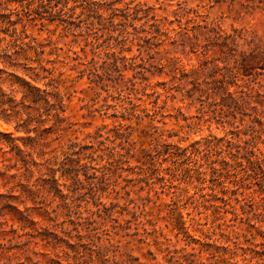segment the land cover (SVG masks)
I'll list each match as a JSON object with an SVG mask.
<instances>
[{"label": "rangeland", "instance_id": "obj_1", "mask_svg": "<svg viewBox=\"0 0 264 264\" xmlns=\"http://www.w3.org/2000/svg\"><path fill=\"white\" fill-rule=\"evenodd\" d=\"M141 1L154 4L147 17L155 15L158 32L150 26L152 20L146 23L145 18L135 21V30L128 27L131 33L124 41H103L97 45L90 63L93 74L77 76L75 70L66 67L63 75L66 81L61 86L65 105L63 115L71 125L61 131L58 139L47 141L50 144L47 149L55 148L56 152L59 151L58 145L70 141L80 145L92 144L97 149L95 155H102V160L98 158L99 164L96 166L107 163L109 169L95 172H103V179L91 175L90 170L88 178L79 175L83 180L81 184L72 186L74 188L70 185V196L78 205L76 209L89 218L76 225L79 214L58 205L61 202L58 196L49 204L54 209L49 214L43 208H31L33 203L27 201L25 206L30 207V217L35 224L24 230L14 214L5 210L0 214V264H32L25 258L27 255L34 262L37 261L36 264H57L55 261L62 264L82 261L81 264H88L92 259L96 260L99 250L109 246L104 229L109 231L114 245L109 247V254H115L116 258L125 260L127 264L165 263L167 249L181 252V247L189 241L183 233L174 236L175 229H171L170 223L175 221L176 212L158 203L169 202L174 193L186 200V203L179 202L178 210L182 211V220L190 236L206 240L204 236L207 233L217 239L215 244L222 241L219 228L212 229L211 226L218 215L214 210L217 205L219 214L225 220L234 217L232 223L239 245L252 247L253 242L260 240L258 234L251 239L247 232L251 228L233 195L229 191L224 194V197H230L229 204L219 198L222 195L221 183L227 184L228 189L237 185L238 191L243 190L244 195L236 194L239 202L257 188L250 183L252 178L246 175L248 170L244 165L225 167L216 161L214 165L222 168L212 172L213 156L209 157L208 151L187 157L184 148L207 137L223 136L233 122L238 128L232 127L231 131L238 132L241 139L247 134L253 135L258 147L256 151H264V65L263 68L260 66L264 58L252 55L264 52V9L256 0H226L219 3L187 0L184 9L174 13L176 0L166 9L159 8L161 2L155 0ZM69 40L70 37H64L57 45L64 49L71 47L83 59H91L89 45ZM235 61L244 63L247 68V74H242V71L237 74L236 82H247L263 95L254 93L249 105L255 104L256 109L244 104L234 118L225 106H221L229 99H222L220 96L225 94L219 96L214 91L221 85H227L228 91L236 89V85H228L230 70H234L237 64ZM213 100L217 103L209 104ZM154 104L157 109L152 120L148 113H152ZM151 125H156L158 131L150 129ZM0 131L13 132V128L0 121ZM159 131L171 142L170 151L174 153L170 156L159 154L152 164L139 167L137 159L141 157L142 150H152L156 143L154 137ZM21 135L24 134H12L20 146L21 142L16 138ZM106 136L108 139L104 143H96ZM2 140L5 141V138ZM3 148L7 149L8 146ZM130 154L133 155L128 156ZM2 155L10 157L11 153L0 151V158ZM223 155L228 157L229 154L224 151ZM14 171L12 168L9 173ZM37 176V172H34L30 182ZM159 176L163 177L161 181L157 180ZM3 181L0 179V183ZM153 181L160 199L141 206V197L148 192L153 198L155 196L149 186ZM12 185L9 182L0 186V193L17 195L16 188L9 191ZM195 185L204 188L199 190ZM60 188L66 192L63 186ZM201 192L207 193L205 199L198 197ZM96 195L105 206L117 202L108 209V216L104 212L101 217L95 213L89 215L96 208L93 204ZM252 196L257 197V193L253 192ZM127 199H134V202L124 206ZM17 208L23 210L24 205L17 204ZM134 210L139 215L137 220L133 216ZM48 211L51 209L48 208ZM185 211H190V214L187 215ZM125 219H130L129 227H126ZM138 220L146 222L147 232L141 235V224H136ZM196 221L205 224H196ZM219 221L215 220L214 226ZM153 223L160 227L158 232H149ZM75 226L83 235L90 229V236L78 239ZM93 227L97 228L93 230ZM136 227L139 234H133ZM32 228L43 234L53 232L57 236H51L47 243L40 240L43 234L36 236L37 232L33 230L36 235L29 244H24L27 237L25 230L31 231ZM45 229L46 232L43 231ZM65 240L71 244L70 247ZM191 245L199 246L190 242L185 249L195 251L190 248ZM237 252L235 259L240 262L243 250L238 249ZM251 254L248 251L245 255L249 257Z\"/></svg>", "mask_w": 264, "mask_h": 264}, {"label": "trees", "instance_id": "obj_2", "mask_svg": "<svg viewBox=\"0 0 264 264\" xmlns=\"http://www.w3.org/2000/svg\"><path fill=\"white\" fill-rule=\"evenodd\" d=\"M172 1L155 0V2H161L158 7L163 9L172 6ZM199 1L219 3L226 0ZM256 1L264 9V0ZM186 4L187 0H176L174 13L184 9ZM153 9L154 4L148 5L146 1L141 0H0V121L13 128V132L0 131V151L11 153L10 157L2 155L0 158V179L5 180L0 183V186L12 182L13 185L9 191H13L15 188L18 191L17 195L0 193V214L4 213L5 210L11 211L22 230L35 224L30 217V207L25 206L27 201L33 203L31 208H43V211L49 214V212L54 211L49 204L54 201L55 196H58L61 200L58 205L66 208L69 212L75 210L79 214L76 225H80L81 220L89 218L88 215L82 216L81 212L76 209L78 205L70 196L72 188H74L72 186L77 187L83 182L80 174L88 178L90 170H92L91 175L103 179V172L100 174L95 172L101 171L100 169H109L107 163L96 166L99 164L98 158L102 160V155H95L97 149L93 148L92 144L80 145L76 141H70L64 145H58V152L55 148L47 149L50 146L47 141L58 139L61 131L71 125V122L63 115L65 105L61 86L66 81L63 75L67 69L75 70L78 73L77 76L84 73L88 76L93 74L90 63L93 55L96 54L94 49L97 48V45L103 41H124L131 33L128 27L135 30V21L145 18L144 23H146L152 20L150 26L155 27L154 31L158 32L155 15L152 14L147 17L148 12ZM64 37H70L69 42H82L84 46L89 45L92 54L91 59H83L78 51L72 50L71 47L64 49L62 46H58V41ZM81 50L84 52L83 47ZM252 55H261V59L264 58V52H256ZM235 62L237 64L234 70H230L231 80L228 85H236V89L228 91L227 85H221L214 91V94L219 96L225 94L220 96L222 99H229L221 106H225L234 118L237 110L244 104L256 109L255 104L249 105L254 93L255 95H263L262 92L249 86L247 82H236L237 74L240 71L242 74H247V68L244 63ZM263 65L264 62L261 61V68ZM66 67L67 69H65ZM215 103H217L216 100H213L209 104L214 105ZM156 109L157 106L154 104L152 113H148L152 120L156 114ZM239 120L242 121L243 118L240 117ZM230 126L231 128H238L233 122L230 123ZM231 128L219 138L211 136V138L207 137L202 141L190 144L189 147L184 148V155L187 157L197 156L203 151H208L209 157L213 156L211 159L212 172L222 168L214 165L216 161L225 167H231L235 164L244 165V168L248 170L246 175L252 178L250 183L256 185L257 188L247 197H242V202H239L236 194L244 195L243 190L238 191L237 185L228 189L227 184L221 183L222 191L220 192L222 195L219 198L223 203L229 204L230 197H224V194L229 191L233 195L235 202L239 204L241 213L245 215L249 228L253 230L247 229L248 234H250L251 239L258 234L260 240L253 242L252 247L239 245L232 223L234 217L225 220L219 214V206L217 205L214 206V210L218 215L212 220L211 226L212 229L219 228V237H223L222 241L215 244L217 239L210 237L207 233L204 236L207 238L206 240L190 236L186 232L187 227L182 220V211L178 210L179 202L186 203V200H182L179 194L174 193L169 202L160 201L158 203L164 205L168 210L176 212L175 221L170 223L171 229H175L174 236L177 237L178 234L183 233L186 238H189V241L181 247V252L176 249H167L166 262L158 264H247L251 260H254L252 264H264V151H256L258 147L253 140V135L247 134L244 139H241L238 137V132L231 131ZM150 129L158 131L156 125H151ZM15 132L24 134L16 138L20 140L21 146L12 138V134ZM2 138H5V141ZM105 139H108L107 136L97 140L96 143H104ZM154 140L156 143L151 151L142 150L141 157L137 159L139 167L140 165L152 164L159 154L170 156L174 153L170 151L171 142L163 137L161 131L154 137ZM4 146H8V148L4 149ZM224 151H227L228 157L223 155ZM10 159H13L12 163L5 162ZM12 168L15 171L9 173ZM34 172H37L38 176L30 182ZM162 179V176L157 177L159 181ZM60 186H63L66 192H63ZM149 186L154 190L155 196L153 198L148 192L144 197H141V206L160 199L159 191L155 189V182H150ZM195 187L199 190L204 188L199 185H195ZM253 192L257 193V197L252 196ZM206 195L207 193L201 192L198 197L205 199ZM133 202L134 199H127L123 205ZM17 204L24 205L23 210L17 208ZM36 204L38 206H35ZM93 204L96 208L89 215L95 213L101 217L102 212L108 216L110 214L108 209L117 205V202H111L110 206H105L99 200V196L96 195ZM100 205L102 206L100 207ZM184 207L182 206V208ZM48 208L51 211H48ZM185 213L189 215L190 211H185ZM133 216L136 220L139 218L136 210H134ZM215 220L220 221L214 226ZM129 222L130 219H125L126 227H129ZM139 223L142 228L141 235L147 232V227L145 221L138 220L136 224ZM196 224H205V222L196 221ZM74 229L77 231L78 239L90 236V229L85 235L80 234V230H77L76 226ZM159 229L160 227L153 223L149 232H158ZM33 230L37 232L36 236L43 234L35 228H32L31 231L25 230L27 237L23 242L24 244H29L31 238L35 236ZM43 231L46 232V229ZM104 234L108 236L109 246L105 250H99L96 260L93 261L92 259L88 264H127L125 260L116 258L115 254H109V247L114 245L107 229H104ZM133 234H139L137 227ZM43 235L40 240L47 243L51 236H57L53 232H46ZM64 242L68 247L71 246L67 240ZM190 242L199 245L198 247L190 246L195 251L185 249ZM34 243L36 244L38 241H34ZM238 249L243 250V253L240 254V262L235 259L238 255ZM248 251L252 254L246 257L245 254ZM66 254L69 253L66 252ZM151 255L152 258H155L152 253ZM25 258L32 264L37 263L28 255ZM55 262L62 264L59 261ZM81 263L82 261L76 264Z\"/></svg>", "mask_w": 264, "mask_h": 264}]
</instances>
